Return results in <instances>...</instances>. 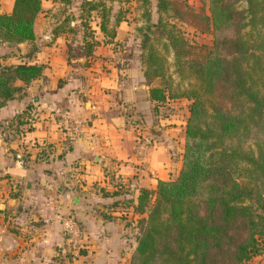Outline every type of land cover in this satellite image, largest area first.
Instances as JSON below:
<instances>
[{"label":"crops","instance_id":"1","mask_svg":"<svg viewBox=\"0 0 264 264\" xmlns=\"http://www.w3.org/2000/svg\"><path fill=\"white\" fill-rule=\"evenodd\" d=\"M86 1L109 8L112 36ZM120 2L41 0L33 39L0 42V66L43 65L23 95L0 107V264H129L140 190L180 167L186 115L149 99L159 81H145L127 17L115 23ZM12 4L0 0V13ZM63 112L84 121L76 136ZM68 212L84 234L76 258L62 229Z\"/></svg>","mask_w":264,"mask_h":264},{"label":"trees","instance_id":"2","mask_svg":"<svg viewBox=\"0 0 264 264\" xmlns=\"http://www.w3.org/2000/svg\"><path fill=\"white\" fill-rule=\"evenodd\" d=\"M136 1L145 81L165 73L153 36L171 50L177 72L194 82L172 96L187 101L180 167L153 190H140L129 264H242L264 253V0H207V13L195 12L182 0H154L155 20L150 0ZM237 1L246 6L237 10ZM40 2L13 0L11 11L0 13V42L31 41ZM84 5L87 13L95 12L99 30L112 36L109 8L99 1ZM126 10L119 7L115 23ZM181 25L210 34V44H187ZM247 25L258 27L251 42L239 34ZM222 29L234 35L218 36ZM42 69L40 63L22 60L0 66V107L23 95ZM148 93L161 104L170 96L163 85ZM248 140L253 149L243 148ZM241 164L243 179L237 180Z\"/></svg>","mask_w":264,"mask_h":264},{"label":"rangeland","instance_id":"3","mask_svg":"<svg viewBox=\"0 0 264 264\" xmlns=\"http://www.w3.org/2000/svg\"><path fill=\"white\" fill-rule=\"evenodd\" d=\"M184 3H186L189 7H191L195 12L198 13H207V0H182ZM155 1L150 0V12L151 16L153 17V20L156 18L155 14V7H154ZM138 2L136 0H121L120 7L121 9H127L124 16L127 17L128 25L130 28H134L133 34L134 36L138 35V32L135 30V27L141 24V8L138 7ZM234 6L237 10L243 9L246 4L244 1H237L234 3ZM179 26V25H178ZM90 27V26H88ZM181 32H183L184 40L187 44L193 46V45H209L211 35L210 34H201L193 31L190 27L181 25L180 28ZM258 32V27L254 26L253 28L249 25L244 26L239 34L242 36L243 39L247 41H252L256 36ZM261 33V31H260ZM223 34L227 35H234L232 30H225L222 29L218 36H222ZM152 43L155 46V48L161 53L162 57L164 58V66H165V73L164 76L161 79H158L159 85H163L166 89V93H168L170 96L168 99L162 103L163 109L165 110H171L174 111L178 118L183 115H186V107H187V101L183 98H175L172 96L181 95L182 92L188 87L190 83H193V79L191 76H187L186 74H180L177 72L174 66L173 62V55L170 49L165 48L162 43H164L163 39L155 40L154 37L151 36ZM9 45V44H8ZM135 45V42L133 43L132 40L128 41V46ZM12 46L13 45H9ZM123 46H125V43H123ZM220 53H223L220 51ZM128 55H131V52H128ZM127 56V53H126ZM180 116V117H179ZM186 116L182 119L184 121ZM243 148L253 149L252 140H248L245 143H243ZM243 165H240V168L235 172V177L237 180L243 179L242 176V169ZM242 264H264V253L256 256H252L249 260Z\"/></svg>","mask_w":264,"mask_h":264},{"label":"built area","instance_id":"4","mask_svg":"<svg viewBox=\"0 0 264 264\" xmlns=\"http://www.w3.org/2000/svg\"><path fill=\"white\" fill-rule=\"evenodd\" d=\"M61 120L66 125L70 136L79 134L81 126L84 123L79 117L65 112L61 114ZM62 229L69 254L72 258L78 257L80 250L84 248V234L72 213L68 212L62 217Z\"/></svg>","mask_w":264,"mask_h":264}]
</instances>
